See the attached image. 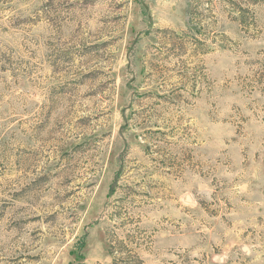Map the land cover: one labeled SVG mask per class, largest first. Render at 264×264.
<instances>
[{
	"label": "rangeland",
	"instance_id": "1",
	"mask_svg": "<svg viewBox=\"0 0 264 264\" xmlns=\"http://www.w3.org/2000/svg\"><path fill=\"white\" fill-rule=\"evenodd\" d=\"M0 264H264V0H0Z\"/></svg>",
	"mask_w": 264,
	"mask_h": 264
}]
</instances>
